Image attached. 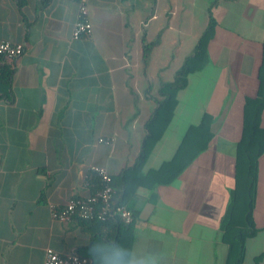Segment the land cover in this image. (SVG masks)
Wrapping results in <instances>:
<instances>
[{
	"label": "crops",
	"instance_id": "crops-1",
	"mask_svg": "<svg viewBox=\"0 0 264 264\" xmlns=\"http://www.w3.org/2000/svg\"><path fill=\"white\" fill-rule=\"evenodd\" d=\"M86 3L92 32L74 40L77 1L0 0V42L24 47L0 92V264H43L46 249L103 264L100 245L114 241V230L94 233L77 218L57 222L51 209L89 194L92 167L117 178L134 165L158 87L194 52L212 3L209 60L177 92L173 118L141 173L170 160L204 113L213 118V139L169 185L133 188L137 174L127 177L133 222L117 241L158 255L160 264H224L219 218L234 185L243 102L257 95L264 0ZM145 44L152 46L144 61ZM253 221L258 231L245 242L242 264L247 255L264 256V154Z\"/></svg>",
	"mask_w": 264,
	"mask_h": 264
},
{
	"label": "trees",
	"instance_id": "trees-1",
	"mask_svg": "<svg viewBox=\"0 0 264 264\" xmlns=\"http://www.w3.org/2000/svg\"><path fill=\"white\" fill-rule=\"evenodd\" d=\"M213 5L214 3L208 7V22L196 42L194 52L185 58L176 70L171 82L161 83L158 87L157 94L160 100L157 101L155 109L145 122L146 133L142 139L140 151L134 165L123 170L119 177H112L111 185L114 189V201L117 204L124 205L125 181L129 175L133 177L134 174H137L133 182V188L137 186L153 188L158 185H169L200 153L208 148L213 139L211 132L213 118L210 114L204 113L197 125H191L187 128L170 160L163 162L156 170H151L146 174L141 173V168L173 118L177 105V92L185 88L188 76L200 71L209 60L207 47L214 36L217 24L211 14ZM151 46L152 44L143 46L144 61ZM11 75L12 68L10 65L0 64V92L1 90L4 92ZM258 81L256 97L245 98L243 102L241 137L236 144L234 155V185L228 192L227 203L219 218L221 240L227 246L224 264H242L245 242L253 238L258 231L253 221V208L257 187L258 160L264 154V125L261 121L264 111V43L262 61L258 69ZM2 86L3 89H1ZM85 182L91 194L102 187L100 178L92 171L87 173ZM76 221L83 226H87L94 233L103 227L112 228L115 233L114 241L118 240V235L122 229L129 228L131 225H124L117 219L98 222L83 221L77 218ZM97 237L102 236L97 235ZM257 259L258 257L254 260ZM254 263L256 264V261Z\"/></svg>",
	"mask_w": 264,
	"mask_h": 264
},
{
	"label": "built area",
	"instance_id": "built-area-1",
	"mask_svg": "<svg viewBox=\"0 0 264 264\" xmlns=\"http://www.w3.org/2000/svg\"><path fill=\"white\" fill-rule=\"evenodd\" d=\"M75 1L78 2L79 11L73 26L72 38L79 40L91 35L92 26L88 20L86 0ZM23 52L24 47L21 44H13L9 41L0 42V64H10L19 58ZM99 142L109 144L111 141L100 139ZM89 171L98 175L102 183L101 189L92 194L89 192L85 197H74L61 208L52 207V218L60 223L70 222L74 218H78L83 221L98 222L117 219L124 225L131 224L133 221L131 212L125 206L114 201L111 175L105 169L98 167H92ZM84 185L88 189L86 182ZM43 264H89V261L75 251L60 255L52 249H46Z\"/></svg>",
	"mask_w": 264,
	"mask_h": 264
},
{
	"label": "clouds",
	"instance_id": "clouds-1",
	"mask_svg": "<svg viewBox=\"0 0 264 264\" xmlns=\"http://www.w3.org/2000/svg\"><path fill=\"white\" fill-rule=\"evenodd\" d=\"M100 247L106 252L103 264H160L158 255L138 248L122 247L119 241H109Z\"/></svg>",
	"mask_w": 264,
	"mask_h": 264
},
{
	"label": "rangeland",
	"instance_id": "rangeland-1",
	"mask_svg": "<svg viewBox=\"0 0 264 264\" xmlns=\"http://www.w3.org/2000/svg\"><path fill=\"white\" fill-rule=\"evenodd\" d=\"M254 259L255 258L247 255V258L244 260L243 264H255L254 263L255 261H256V264H264V256L263 257L259 256L257 260H254Z\"/></svg>",
	"mask_w": 264,
	"mask_h": 264
}]
</instances>
